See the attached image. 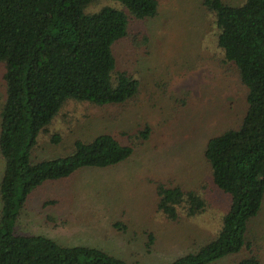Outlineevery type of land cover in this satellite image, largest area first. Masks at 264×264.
I'll return each mask as SVG.
<instances>
[{"label":"trees","instance_id":"trees-1","mask_svg":"<svg viewBox=\"0 0 264 264\" xmlns=\"http://www.w3.org/2000/svg\"><path fill=\"white\" fill-rule=\"evenodd\" d=\"M0 0V64L5 99L0 110V264H127L102 250L67 247L42 236H19L14 224L27 199L46 182L57 183L81 169L119 165L134 151L110 134L75 142L66 157L32 161L37 137L69 101L98 107L122 106L139 93V82L118 67L115 48L129 37L130 22L158 15L157 0ZM214 18L215 43L224 64L246 91L239 124L209 137L203 149L213 185L229 198L216 237L170 264H211L249 253L237 264H263L248 237L264 204V0L230 5L201 0ZM140 134V140L148 138ZM59 142V138H54ZM160 186L157 208L170 221L205 210L194 190Z\"/></svg>","mask_w":264,"mask_h":264},{"label":"rangeland","instance_id":"rangeland-1","mask_svg":"<svg viewBox=\"0 0 264 264\" xmlns=\"http://www.w3.org/2000/svg\"><path fill=\"white\" fill-rule=\"evenodd\" d=\"M157 1L158 15L131 20L129 37L115 48L119 69L139 82L138 95L122 106L69 101L39 134L31 156L34 162L66 157L75 142L101 134L134 145L132 155L114 167L81 169L46 182L27 199L14 224L16 235L99 249L127 264H170L216 237L229 198L213 185L201 154L209 137L239 124L246 91L223 62L214 18L201 0ZM222 1L236 6L245 0ZM106 6L119 8L100 0L87 12ZM3 74L0 64V110ZM146 129L148 138L140 140ZM3 171L0 156V181ZM165 184L197 192L203 213L188 217L179 209L178 218L168 220L157 208V191ZM248 237L264 264V204ZM248 253L211 264H237Z\"/></svg>","mask_w":264,"mask_h":264}]
</instances>
